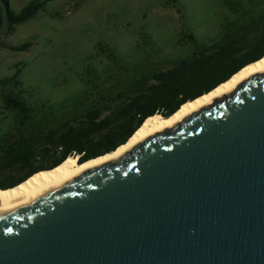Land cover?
Segmentation results:
<instances>
[{"label": "water", "instance_id": "95a60500", "mask_svg": "<svg viewBox=\"0 0 264 264\" xmlns=\"http://www.w3.org/2000/svg\"><path fill=\"white\" fill-rule=\"evenodd\" d=\"M0 264H264V72L0 212Z\"/></svg>", "mask_w": 264, "mask_h": 264}, {"label": "rangeland", "instance_id": "374dc122", "mask_svg": "<svg viewBox=\"0 0 264 264\" xmlns=\"http://www.w3.org/2000/svg\"><path fill=\"white\" fill-rule=\"evenodd\" d=\"M27 1L11 4L19 10ZM252 20L249 36L264 28V0H50L0 38V77L21 68L18 84L0 89V136L18 113L3 93L31 114L66 118ZM24 41V51L9 48Z\"/></svg>", "mask_w": 264, "mask_h": 264}, {"label": "trees", "instance_id": "16d2710c", "mask_svg": "<svg viewBox=\"0 0 264 264\" xmlns=\"http://www.w3.org/2000/svg\"><path fill=\"white\" fill-rule=\"evenodd\" d=\"M11 20L10 29L32 18L50 0H28L16 10L11 0H3ZM0 6V23H1ZM244 28L225 31L211 43L197 46L193 55L174 61L147 78L131 82L126 90L100 95L84 105L81 111L59 120L30 113L29 107L16 95L3 93L7 108L18 111L13 127L0 136V188H9L33 173L50 169L68 156L83 162L111 152L156 113L169 116L180 105L215 88L243 65L264 55V28L253 36ZM31 41L11 45L24 51ZM21 71L17 66L11 75L0 77V89L12 84Z\"/></svg>", "mask_w": 264, "mask_h": 264}, {"label": "bare ground", "instance_id": "6f19581e", "mask_svg": "<svg viewBox=\"0 0 264 264\" xmlns=\"http://www.w3.org/2000/svg\"><path fill=\"white\" fill-rule=\"evenodd\" d=\"M261 72H264V55L240 68L226 81L220 83L212 90L186 101L170 116L163 117L161 114L156 113L147 117L128 140L113 151L84 162H79L78 156L70 155L57 166L47 170H40L18 185L6 189L0 188V212L32 202L46 191L60 187L86 169L98 166L109 160L121 158L131 147L147 136L175 126L192 112L212 103L214 98L233 91L237 85L250 75Z\"/></svg>", "mask_w": 264, "mask_h": 264}]
</instances>
